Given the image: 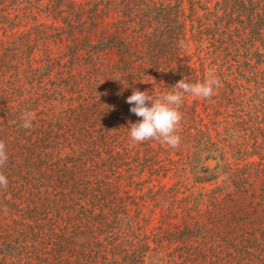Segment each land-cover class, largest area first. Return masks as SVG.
I'll return each instance as SVG.
<instances>
[{"label":"trees","instance_id":"obj_1","mask_svg":"<svg viewBox=\"0 0 264 264\" xmlns=\"http://www.w3.org/2000/svg\"><path fill=\"white\" fill-rule=\"evenodd\" d=\"M209 72L132 141L133 90ZM0 140V264H264V0H0Z\"/></svg>","mask_w":264,"mask_h":264},{"label":"clouds","instance_id":"obj_2","mask_svg":"<svg viewBox=\"0 0 264 264\" xmlns=\"http://www.w3.org/2000/svg\"><path fill=\"white\" fill-rule=\"evenodd\" d=\"M219 81L214 74L209 72L203 82L189 83L185 79L179 80L173 89L162 95L159 99L153 100L146 91L133 90L127 97V103L132 105L130 111L142 119L136 123H130V137L134 142H144L150 139L159 140L169 147H178L181 137L177 130L182 119L179 106L182 103L184 94H190L196 98H210L214 93V88L219 86ZM35 113L24 111L21 113L22 127L29 129ZM8 160L5 143L0 140V166ZM8 180L3 173H0V187L7 188Z\"/></svg>","mask_w":264,"mask_h":264},{"label":"rangeland","instance_id":"obj_3","mask_svg":"<svg viewBox=\"0 0 264 264\" xmlns=\"http://www.w3.org/2000/svg\"><path fill=\"white\" fill-rule=\"evenodd\" d=\"M163 182H165L166 184L169 182L167 179L166 180H162Z\"/></svg>","mask_w":264,"mask_h":264}]
</instances>
